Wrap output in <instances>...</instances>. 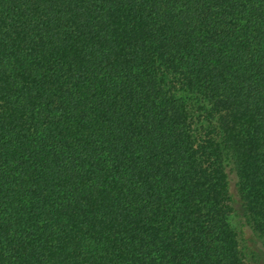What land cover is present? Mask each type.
Here are the masks:
<instances>
[{
    "label": "trees",
    "instance_id": "obj_1",
    "mask_svg": "<svg viewBox=\"0 0 264 264\" xmlns=\"http://www.w3.org/2000/svg\"><path fill=\"white\" fill-rule=\"evenodd\" d=\"M0 264H264V0H0Z\"/></svg>",
    "mask_w": 264,
    "mask_h": 264
}]
</instances>
